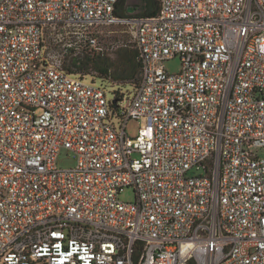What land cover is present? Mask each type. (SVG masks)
Listing matches in <instances>:
<instances>
[{
    "label": "built area",
    "instance_id": "1",
    "mask_svg": "<svg viewBox=\"0 0 264 264\" xmlns=\"http://www.w3.org/2000/svg\"><path fill=\"white\" fill-rule=\"evenodd\" d=\"M159 2L0 0V264H264V0ZM114 27L141 77L109 97L67 59Z\"/></svg>",
    "mask_w": 264,
    "mask_h": 264
},
{
    "label": "rangeland",
    "instance_id": "2",
    "mask_svg": "<svg viewBox=\"0 0 264 264\" xmlns=\"http://www.w3.org/2000/svg\"><path fill=\"white\" fill-rule=\"evenodd\" d=\"M147 3L146 0H133L130 2V5L127 8L128 13H133L137 9H146ZM102 42L105 46L103 52L96 53L95 56L89 57L94 58L95 60H101L104 62H109L114 65L120 63L121 56L117 54L121 48H128L135 50L136 47L131 41V37L121 28H112L106 29L105 34L102 38ZM81 58H87L86 56H81ZM72 57L67 59V63L71 62ZM165 67L170 73H177L182 68V60L178 55L173 57L165 62ZM93 69L90 70V74L85 76V79L88 81H93L98 85H103L108 91V96L113 97L115 93L119 91L130 92L136 84V81L131 80H119L112 81L106 79ZM95 75V76H94ZM145 123V120H135L131 119L127 124V131L129 135L136 136L138 134L139 127ZM77 163L76 157L67 149H63L58 158V164L62 168L73 167ZM120 197L124 201H133L135 199V193L132 187H125L120 194Z\"/></svg>",
    "mask_w": 264,
    "mask_h": 264
},
{
    "label": "trees",
    "instance_id": "3",
    "mask_svg": "<svg viewBox=\"0 0 264 264\" xmlns=\"http://www.w3.org/2000/svg\"><path fill=\"white\" fill-rule=\"evenodd\" d=\"M127 0H121L122 5L125 8ZM147 7L144 11L138 14L153 15L156 14L160 9L159 0H146ZM117 54H120L121 58L118 65H114L109 62L101 60H95L94 58H81L72 57L71 62L68 63L69 67L74 66L77 72L90 73L93 69L97 71L102 77L112 80H135L136 83L141 77V62L138 58L137 49L121 48ZM71 69V68H70Z\"/></svg>",
    "mask_w": 264,
    "mask_h": 264
},
{
    "label": "water",
    "instance_id": "4",
    "mask_svg": "<svg viewBox=\"0 0 264 264\" xmlns=\"http://www.w3.org/2000/svg\"><path fill=\"white\" fill-rule=\"evenodd\" d=\"M131 1H133V0H127L126 1V5H125V9H126V12H127V8H128V6L130 5V2ZM141 11H144V9L142 10V9H137V10H135L133 13H129V14H135V13H139V12H141ZM128 13V12H127Z\"/></svg>",
    "mask_w": 264,
    "mask_h": 264
}]
</instances>
